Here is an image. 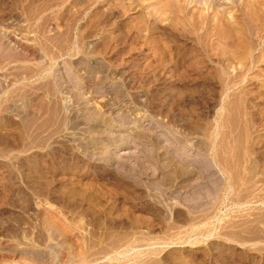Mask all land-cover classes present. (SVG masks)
Segmentation results:
<instances>
[{
    "label": "rangeland",
    "instance_id": "1",
    "mask_svg": "<svg viewBox=\"0 0 264 264\" xmlns=\"http://www.w3.org/2000/svg\"><path fill=\"white\" fill-rule=\"evenodd\" d=\"M0 264H264V0H0Z\"/></svg>",
    "mask_w": 264,
    "mask_h": 264
},
{
    "label": "bare ground",
    "instance_id": "2",
    "mask_svg": "<svg viewBox=\"0 0 264 264\" xmlns=\"http://www.w3.org/2000/svg\"><path fill=\"white\" fill-rule=\"evenodd\" d=\"M13 42V41H12ZM13 50V49H12ZM9 51V50H8ZM13 55V54H12Z\"/></svg>",
    "mask_w": 264,
    "mask_h": 264
}]
</instances>
